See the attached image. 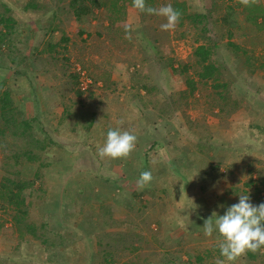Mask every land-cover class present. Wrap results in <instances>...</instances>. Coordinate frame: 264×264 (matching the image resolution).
<instances>
[{"label":"rangeland","instance_id":"1","mask_svg":"<svg viewBox=\"0 0 264 264\" xmlns=\"http://www.w3.org/2000/svg\"><path fill=\"white\" fill-rule=\"evenodd\" d=\"M70 1L0 0V12L23 31L14 39L19 52L56 44L52 58L27 52L22 67L0 46L1 91L20 117H36L41 142L33 161L0 169V184L12 176L32 182L22 210L0 192V264H264V247L228 262L218 231L209 237L203 228L239 194L264 203V23L255 22H263L264 0L255 9L238 0H178L188 12L211 14L210 43L187 20L163 31L165 17L142 20L133 6L128 39L102 7L98 18L76 21ZM229 41L246 52H232ZM201 44L213 49L199 62ZM214 61L225 88L200 75ZM109 129L136 136L129 157H100ZM144 171L153 179L141 188Z\"/></svg>","mask_w":264,"mask_h":264},{"label":"trees","instance_id":"2","mask_svg":"<svg viewBox=\"0 0 264 264\" xmlns=\"http://www.w3.org/2000/svg\"><path fill=\"white\" fill-rule=\"evenodd\" d=\"M172 2V4L168 5H171L176 11L180 13L179 20L183 22L187 20L190 25L201 27V32L199 33V37L197 39H202L204 40V42L210 43L207 30L209 23L208 20L211 14L188 12L186 10L184 2H180L178 0H173ZM154 3L155 0H146V4L149 6H153ZM129 6H133V0H107L104 2H97L96 0H71L69 3V9L71 10L76 21L82 22L87 18H89V20H91L92 18H98V16L95 14V8L102 7L105 11V18L111 19L113 23L118 22L124 25L127 17V9L129 8ZM254 6L255 4L253 3L248 7L255 9ZM141 14L142 20H146L148 15H150L147 13ZM261 16L263 17V22H258L259 17L255 19V22L259 27H262V25L260 24L264 23V13L261 14ZM15 24L17 25V22H14V19L11 16L7 15L6 12H0V46H6V48L9 50V57L15 66L22 67L28 65L27 52L30 53L37 51L39 53L36 54L38 57H41V55L48 56L49 58L53 57L52 54L56 51V44L50 41L44 42L42 44V47H40V45L33 44L34 46H32L31 48H23L19 52V48L17 45L19 40L15 41L14 39L16 34H18L17 36H19L20 34L22 35L23 31L20 30L21 27L19 25H17L18 28H16ZM125 26L123 28H125ZM123 28L122 30H124ZM49 30L51 29L49 28L46 31ZM226 31L229 37L233 36V30L230 27H228ZM63 39L67 38L65 37ZM229 45L232 52H246L245 49L241 48V46L235 44L232 41H229ZM212 49L213 48L211 46L207 47L206 44H201L196 48L194 55L199 62L201 60L205 61L208 52ZM202 67H204V72L200 74L202 79L214 80L215 84H213V88L215 90L226 87L224 83L219 82L221 73L215 61L214 63L209 64L204 63ZM20 73L22 74L21 71H18L17 74L19 75ZM72 76L74 78H77L76 74ZM1 87L2 86L0 85V153H2V159L4 161L0 159V169L7 171L11 168H17L18 164H21L22 160L33 161L35 159V156L33 157V153H35L34 150L37 147L41 146L40 140L36 137V133L40 129V123L37 122V124H35L34 121L36 120V117L29 119L20 117L18 107L11 99L9 91L6 89L2 92ZM77 93L81 94L82 92L78 90ZM94 119L95 117L91 115V122L86 126V130L89 131L91 129L92 124L94 123ZM23 147H26V150H21ZM210 167L215 168L217 166L212 164ZM15 173L16 172L14 171L11 174ZM31 184L32 182L29 180L17 181L15 179V176L8 178L6 177L5 182L0 184V186L2 187V189H0V192L2 191V199L4 201H8V203L14 204L18 210H22L23 204L25 203V200L22 198V193L23 191H25V189L30 188ZM249 184H252V179L250 180ZM16 219L21 221L22 216L17 215ZM28 227V231L32 233V237H38L35 232L34 225H32V227ZM18 228L20 229L21 226H19ZM18 231L20 232V230ZM41 241L47 242L46 240ZM248 256L254 257L252 254H248ZM104 261H106V258H104Z\"/></svg>","mask_w":264,"mask_h":264},{"label":"clouds","instance_id":"3","mask_svg":"<svg viewBox=\"0 0 264 264\" xmlns=\"http://www.w3.org/2000/svg\"><path fill=\"white\" fill-rule=\"evenodd\" d=\"M244 6H251L255 0H238ZM133 7L141 13L154 14L166 18V23L160 25L161 30H173L180 18V13L171 5L153 8L146 4V0H133ZM126 38L131 39L129 27L125 26ZM137 138L128 131L109 129L106 142L98 148L101 158L112 159L127 158L135 150ZM153 179L150 171L140 174L139 185L141 188L148 185ZM195 209L196 205L192 201ZM216 216L213 221L212 217ZM205 236H212L218 231L223 239L218 242L221 256L228 262H234L239 257L246 255L249 251L255 253L264 247V203L254 205L248 194H239V202L229 206L223 215L213 212L212 216L205 220ZM217 264H225L218 260Z\"/></svg>","mask_w":264,"mask_h":264}]
</instances>
